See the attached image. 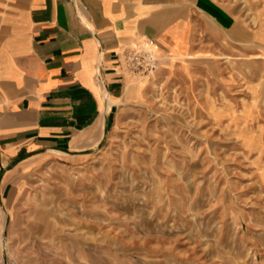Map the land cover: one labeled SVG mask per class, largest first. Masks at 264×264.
Returning <instances> with one entry per match:
<instances>
[{
  "label": "rangeland",
  "instance_id": "374dc122",
  "mask_svg": "<svg viewBox=\"0 0 264 264\" xmlns=\"http://www.w3.org/2000/svg\"><path fill=\"white\" fill-rule=\"evenodd\" d=\"M201 1L189 54L127 69L93 154L4 200L0 264H264V0Z\"/></svg>",
  "mask_w": 264,
  "mask_h": 264
},
{
  "label": "crops",
  "instance_id": "0c3cea01",
  "mask_svg": "<svg viewBox=\"0 0 264 264\" xmlns=\"http://www.w3.org/2000/svg\"><path fill=\"white\" fill-rule=\"evenodd\" d=\"M202 4L0 0V209L42 161L93 154L135 79L125 54L152 39L159 57L189 54Z\"/></svg>",
  "mask_w": 264,
  "mask_h": 264
},
{
  "label": "built area",
  "instance_id": "2783aa9c",
  "mask_svg": "<svg viewBox=\"0 0 264 264\" xmlns=\"http://www.w3.org/2000/svg\"><path fill=\"white\" fill-rule=\"evenodd\" d=\"M153 45V39L147 40L145 46L126 53L123 57L125 68L134 73H146L155 70L158 63V55L154 51Z\"/></svg>",
  "mask_w": 264,
  "mask_h": 264
},
{
  "label": "bare ground",
  "instance_id": "6f19581e",
  "mask_svg": "<svg viewBox=\"0 0 264 264\" xmlns=\"http://www.w3.org/2000/svg\"><path fill=\"white\" fill-rule=\"evenodd\" d=\"M108 104H110V102H108ZM40 211V210H39ZM1 246H3L4 245V239H3V236L1 237Z\"/></svg>",
  "mask_w": 264,
  "mask_h": 264
},
{
  "label": "water",
  "instance_id": "95a60500",
  "mask_svg": "<svg viewBox=\"0 0 264 264\" xmlns=\"http://www.w3.org/2000/svg\"><path fill=\"white\" fill-rule=\"evenodd\" d=\"M105 128V127H104Z\"/></svg>",
  "mask_w": 264,
  "mask_h": 264
}]
</instances>
